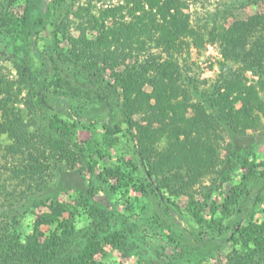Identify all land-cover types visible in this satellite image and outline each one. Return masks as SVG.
<instances>
[{
    "label": "trees",
    "instance_id": "16d2710c",
    "mask_svg": "<svg viewBox=\"0 0 264 264\" xmlns=\"http://www.w3.org/2000/svg\"><path fill=\"white\" fill-rule=\"evenodd\" d=\"M65 1L27 0L24 13L17 20L20 31L18 51L14 54V59L19 76L16 80H5L0 72V117L2 119L0 129L8 132L11 139L13 137L15 139V141L12 139L13 144L9 146V154L12 157L19 153L24 154V148L29 149L28 164L18 169V172L14 168L13 172L19 176L21 173L24 174L22 178L18 176L20 178L17 180L18 184L28 183L26 186L31 192L29 195L31 199L21 200L22 208L18 207L16 202L9 205L7 212L0 208V218L5 220V228L0 229V264H99L94 256L98 251H103L98 241L104 238L98 239L91 231L92 228H96L98 232H104V230L101 222L96 226L102 216L100 211L103 213V209L94 200L95 180L90 179V185L86 191L76 190L75 195L71 196L73 202L61 199L64 190L57 183L48 184V181L44 179L35 180L37 172L42 175L47 170L46 162H44L46 157L43 156L42 151L37 150L34 143L37 140L36 131L49 134L44 140L47 143L60 142L61 145L57 149L63 154L67 150L65 136L68 135V131L75 123H78L79 119L84 117L83 119L88 120L89 117L85 114L79 115L76 104L71 99L84 95L82 89L78 85L75 86V79L78 78L76 75L85 73L86 78H89V75L98 76L107 67L114 69L117 61L124 54L119 50L120 48L126 50L133 48L135 43L140 45V43L145 44L154 40L158 45L159 43L165 45L176 40L181 34L190 32L187 28L188 15L181 10L183 3L180 0H124L123 4L105 7L96 14L87 9L89 13L86 20L87 27L81 23V34L78 37L67 38L70 44L69 50L67 53H62L65 57L60 52L59 56L63 59L58 64L59 62L57 63L53 56L50 59L42 52L35 36L51 27L52 39H59L61 30L56 20H53V14L56 13L57 6ZM146 3L149 4L150 9L145 8ZM35 5H38L36 19L33 17ZM154 9L156 11H153ZM127 14L131 17L129 21L124 20ZM108 18H112L111 24L107 22ZM261 23L264 21L260 17H255L249 22L237 21L229 28H213L208 33V37L220 42L221 52L227 59L241 63L243 69L256 66V70L263 73L264 42L256 41L253 51L246 49V42L249 43L251 32L257 24ZM87 28L96 31L92 38L85 33ZM199 39L204 41L200 37ZM30 50L40 60L38 66L33 65L29 57ZM91 54L96 57L94 63L83 62V59ZM72 56L75 60H72ZM62 63H66V66L73 65L68 78L62 76V71L67 69L62 66ZM158 63L157 61L156 64L154 63V68L156 66L159 68H156L155 75L151 78L150 83L153 88L151 93H146L142 89L145 83L140 82L138 83L140 86L135 88V84L132 83L134 77L130 82H124V74H117L118 79H122V87L127 89V99L121 104L123 116L115 120V112L107 101L97 108L98 112L105 107L109 108L108 118L103 121V128L109 135L111 146H117L118 136L127 138L128 145H132L144 173L135 174L139 169L137 162L119 155L113 164L104 166L100 176L104 177L106 182L109 178H113L111 189L124 195L128 194L130 197L133 191L150 194L145 185V181H148L151 191L159 196L166 209L169 212H177L172 207L176 206V203L165 195L164 186L158 181L162 180L159 175H165V180H184L186 175L187 183L193 185L199 175L216 170L220 162L216 148L217 141L224 140V136L220 134L221 129L224 130L227 125H231L230 129L234 128L237 131L240 129L238 125L240 123L236 125L230 122V119L237 117L238 122L241 121L242 132L247 128L261 131L264 129V123L259 116L252 118L253 102L248 97H243L246 88L236 84L240 78L239 74L232 72L227 74L222 84L212 94L213 102L218 109L217 115H214L207 114L203 105L192 101L194 99L192 89L198 91V87L194 85L189 91L182 90L181 99L177 101V104L173 103V99L178 96L180 90L178 88L180 86L176 83L181 77L180 65L173 61ZM101 64H104L105 68ZM151 66L149 62L135 68L139 72L150 73ZM75 68L76 72H74ZM54 82L59 85L60 90L64 91L54 90L57 94L55 96L58 102L57 109L52 102L54 93L50 92ZM222 86L226 88L225 92H222ZM237 88L240 89V93L234 99L243 100V107L239 109L234 107V100L230 99L231 92ZM23 89L28 90L26 94L28 98L25 99H28L29 103L25 107L20 105L23 101V98H20ZM174 91L176 96L173 94ZM197 93L201 97L207 92ZM61 94L67 96L62 97ZM153 99H155L154 104L151 103ZM150 107L152 111L146 116L145 124L133 119L134 112ZM188 108L194 111L191 116H197V118L185 127L182 120L185 121L183 116ZM154 123H159V126H155ZM31 125L34 126L33 132L30 130ZM50 132L58 136H52ZM191 133H196L194 141L200 145L189 149L190 144L184 143L181 136L185 135L188 138ZM164 138L166 146L160 149L159 142ZM39 143L37 142V145ZM86 143L87 146H78L77 154L79 157L88 158L89 169L94 172L99 161L106 155L98 145L93 142ZM33 149H36V154L32 151ZM235 153L233 152V155ZM231 160L230 157L229 161ZM63 163H67L72 168L76 165L70 160L63 159L59 164L62 170L65 165ZM241 163L247 168V172L242 174L240 184L231 186L219 206H214L210 213L191 212L190 207L182 212L186 214L190 212L189 216L205 230L204 233L209 232L212 239L218 237L219 240L216 241L219 246L230 241H239L244 244L245 250L238 252V260L233 255H229L228 261L223 264H264V221L247 223L244 218L248 204L252 202L251 205H256L263 197L259 189L255 193L251 191L252 185L264 180V159L259 162L242 159ZM222 174V180L231 179L230 172ZM153 180H157L158 183H154ZM33 186L36 187L32 188ZM43 188L47 189V192L39 194L40 191H44ZM38 190L39 193L35 195ZM12 194L11 198L17 201L19 196L17 197L14 192ZM242 205L245 207L240 210L239 220L241 219L242 222L238 227H232L231 235L224 238L227 233L226 221L234 209L236 207L240 209ZM37 206H47L50 211L37 214L34 211V207ZM65 213H68V216H65ZM28 214L30 216L26 219ZM83 215L93 219L94 225L93 222L91 224L93 227L76 228L78 217ZM25 228L28 232L24 230ZM189 235L199 244L209 241L202 239V234L196 230L190 231ZM187 261L189 264H195L190 263V259L182 260L181 258H174L171 264H186Z\"/></svg>",
    "mask_w": 264,
    "mask_h": 264
},
{
    "label": "rangeland",
    "instance_id": "374dc122",
    "mask_svg": "<svg viewBox=\"0 0 264 264\" xmlns=\"http://www.w3.org/2000/svg\"><path fill=\"white\" fill-rule=\"evenodd\" d=\"M180 1L183 3L181 10L188 15L187 28L190 32L184 35L181 34L176 40H172L171 43L165 45L160 43L158 45L154 40L145 44L140 43L141 46L135 43L133 48H127L126 50L120 48L119 50L123 51L124 54L117 61L114 69L107 67L98 76H91L87 73L90 76L89 78H86L85 73L76 75L78 78L75 79V86L78 85L84 95L75 96L71 99L76 104L79 115L85 114L89 117L88 120L83 119L84 117L79 119L78 123H75L68 131V135L65 136L67 150L63 154L60 151L58 152L57 149L61 145L60 142L47 143L44 141L49 134L44 131H36L35 134L37 139L34 141L35 146L47 158L44 160L47 170L42 175L37 172L35 180L44 179L48 181V184L57 183L62 186L64 192L61 199L68 202H73L71 196L75 195L76 190L86 191L90 185V179L95 180L94 200L103 209V213L100 211L102 216H100L96 226L101 222L104 232H98L95 230L96 228H92L91 231L98 239L104 238V240L98 241L103 251H98L94 256L99 264H171L174 258L190 259V263L195 264H223L228 261L229 255H233L238 260V252L245 250L244 244L239 241H230L219 246L216 241L219 240L218 237L212 239L211 234L209 232L204 233L205 230L200 228L195 220L189 216L190 212L186 214L182 210L190 207L191 212L200 211L202 213L204 211L210 213L214 206H219L231 186L240 184L242 174L247 172V168L243 167L241 163L242 159L258 162L264 159V129L258 131L247 128L242 132L241 121L238 122L237 117L232 118L230 122L236 125L240 123L238 124L240 129L238 131L234 128L230 129L231 125H227L224 130L221 129L220 134L224 136V140L217 141L216 148L220 162L216 170L199 175L193 185L187 183L186 175L184 180H165V175H159L162 180L158 181L164 186L165 195L176 203V206L173 205L172 207L177 212H169L166 209L159 196L151 191L148 181H145V185L147 186L146 189L149 190L147 192H150V194L133 191L132 197H130L128 194L124 195L111 189L110 185L114 180L113 178H109V181L106 182L104 181L106 179L100 176L104 166L113 164L119 155L127 160L131 159L137 162L139 169L135 174L144 173L132 145H128L127 138L118 136L117 146H111L109 135L103 128V121L108 118L109 108L105 107L100 112L97 111V108L103 105L104 101H107L112 106V111L115 112V120L123 116V105L121 104L127 99V89L122 87V79H118V73L124 74V82H130L131 78L134 77L132 83L135 84V88L138 87V83H145L142 89L146 93H151L153 90L150 83L151 78L155 75L156 68H159V66L154 68L156 61L159 62L158 64L166 61L177 62L180 65L181 77L176 83L180 86L178 87L180 90L178 96H176L175 91L173 92L176 96L173 103L177 104V101L181 99L182 90L189 91L194 85L198 87V91L192 89L194 96L192 101L203 105L207 114L214 115H217L216 111L218 109L213 102L212 94L222 84L221 82L227 77V74L231 72L239 74L240 78L236 81V84H241L246 88L243 97H248L253 102L252 118L259 116L264 123V72L262 73L259 69L257 71L256 66L243 69L241 63L229 60L223 55L218 40L213 41L208 37V33L213 28H229L237 21L249 22L255 17L263 18L264 21V0ZM123 3L124 0H66L57 6L58 9L53 14V20H56L57 26L61 30L59 39H52L53 33H51L50 27L39 32L35 36V40L46 56L50 59L53 56L60 64L63 59L59 56L60 52L61 54L67 53L70 47L67 38L71 36L78 37L81 34V23L87 27L86 20L89 17L87 9L96 14L100 9ZM26 4L27 0H0V72L5 80H16L19 76L14 59V54L18 51L20 31L17 20L24 13ZM145 8L150 9L149 4L146 3ZM153 11H156V9ZM37 16L38 5H35L33 17L36 19ZM130 19L131 17L128 14L124 17V20L129 21ZM107 22L111 24L112 18H108ZM85 33L92 38L96 31L87 28ZM199 37L204 41L202 42ZM249 39V43L246 42V49L249 48L251 51L255 49L256 41L264 42V23L257 24ZM64 55L62 54L63 57H65ZM29 57L33 65L38 66L40 60L34 56L31 50ZM72 58V60H75V57L72 56ZM95 59L96 57L91 54V56L83 59V62L86 64L94 63ZM149 62L152 65L149 68L150 73L139 72L135 68L142 63L147 64ZM66 65V63H62V66L67 68L62 71L63 78H68V74L73 67V65ZM101 66L105 68L104 64H101ZM74 72H76V68ZM56 89L60 90L59 85L54 82L50 92L51 94L54 93L52 102L54 108L57 109L58 102L55 97L57 94L54 91ZM201 91L207 93L202 94ZM225 91L226 88L222 86V92ZM27 92V89H23L20 95V98H23L22 103H19L21 107H25L29 103L28 99H25L28 98ZM197 92L202 94L201 97ZM239 93L240 89L237 88L230 95V99L234 100L236 109L243 107V100L234 99ZM61 96L66 97L67 95L61 94ZM151 103L154 104L155 99ZM188 109L183 116L186 122L182 120L185 127L197 118V116H191L194 111L192 109L188 111ZM151 111L152 107L139 109L134 112L133 119L145 124L147 121L146 116L150 115ZM0 120H2L1 117ZM43 123H46L45 120ZM154 125L159 126V123H154ZM32 128L34 129L33 125L30 126L31 132H33ZM50 133L52 136H58L56 133ZM106 135L107 137H105ZM194 135L196 133H191L188 138L185 135L181 136L184 143L190 144L189 149L200 145V143H195ZM12 139L8 132L0 129V208L6 212L9 211V205L16 202L18 207L21 206L22 208L21 200L31 199L29 196L31 195L30 189L26 186L28 183L20 185L17 181L24 174L21 173L19 176V174L15 175L13 172L14 168L17 171L28 164L29 149L24 148V154L19 153L12 157L9 154V146L13 144ZM37 142L40 143L37 145ZM86 142H93V144L98 145L106 155L99 161L94 172L89 169L90 161L88 158L79 157V154H77L79 153L78 146H87ZM159 146H161L160 149L166 146L165 138L159 142ZM32 151H35V154L37 153L36 149ZM233 152H236L235 155H233ZM230 157L232 158L231 161H229ZM237 157H240V159H237ZM63 159L70 160L71 163L76 164L75 167L72 168L67 163H63L65 165L62 170L59 164ZM223 172L224 174L230 172L231 179L222 180ZM153 182L158 183L157 180H153ZM252 186L251 192L255 193L259 189L263 197L256 205H251L252 202L248 204L244 218H246L247 223L251 221L261 223L264 221V180ZM34 187L36 186L32 188ZM42 190L44 191H40V193L39 190L36 191L35 195L47 192L45 188ZM13 192L17 197L19 196V201L11 198ZM133 194L135 195L133 196ZM27 202L30 201L27 200ZM242 208L245 207L243 205L240 209L236 207L226 221L227 233L224 238L231 235L232 227L236 228L242 222L241 219L239 220ZM34 211L38 214L50 210L47 206H37L34 207ZM29 216L30 214L26 216V219ZM65 216H68V213H65ZM3 219L0 218V229L5 228V220ZM79 222L81 223L79 224ZM92 222L94 225L92 218L83 215L78 217L76 228L93 227ZM24 230L28 232V229L25 228ZM195 230L202 234V239L209 241L199 244L192 240L189 232ZM80 247L82 246L80 245ZM185 263L189 264V261Z\"/></svg>",
    "mask_w": 264,
    "mask_h": 264
}]
</instances>
